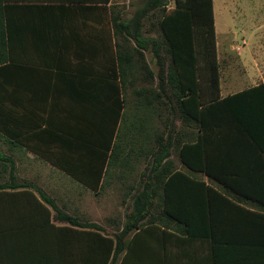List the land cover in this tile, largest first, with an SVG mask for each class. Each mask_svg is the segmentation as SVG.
I'll return each instance as SVG.
<instances>
[{
  "label": "crops",
  "instance_id": "crops-1",
  "mask_svg": "<svg viewBox=\"0 0 264 264\" xmlns=\"http://www.w3.org/2000/svg\"><path fill=\"white\" fill-rule=\"evenodd\" d=\"M60 4L50 21L34 8L9 16L13 41L8 39L7 49L13 63L0 67V184L31 187L0 190V264H106L99 237L104 234L63 217L106 230L108 219L116 216L114 226L121 228L133 185L137 187L144 170L151 171L156 126L167 120L155 113L154 87L139 82L136 58L125 79L121 75L110 5L81 0ZM230 15L236 20L235 11ZM223 41L226 53L238 56L242 66L238 72L231 69L225 82L221 71L219 92L224 98L259 88L249 97V120L254 128L259 119L255 128L264 145V32L254 33L252 40L243 38L241 47L234 38ZM236 48L238 54L231 51ZM124 99L127 104L121 108ZM109 107L122 117L115 129L119 138L112 141L105 134ZM197 140L195 129L192 142L197 145ZM116 141L118 161L107 175L108 146ZM182 142L172 157L179 170L198 178V172L180 162L178 154L190 141ZM251 145L248 141L241 154L247 192L241 205L250 212L216 216L241 244L213 245L208 230H198V219L204 217L198 218L195 204L192 231L176 221H169L170 227L153 223L137 229L115 264H264L261 237L256 244L251 239L264 228V204L251 196L252 190L264 189V151ZM58 158H65L66 165H58ZM199 177L208 181L206 175Z\"/></svg>",
  "mask_w": 264,
  "mask_h": 264
},
{
  "label": "trees",
  "instance_id": "trees-1",
  "mask_svg": "<svg viewBox=\"0 0 264 264\" xmlns=\"http://www.w3.org/2000/svg\"><path fill=\"white\" fill-rule=\"evenodd\" d=\"M66 1L0 0V48L4 49L0 67H11L13 63L7 49L8 39L13 41L9 16L34 8L50 21L57 5ZM81 1L101 4L105 8L110 5L121 75L125 79L131 59L136 58L138 80L143 85L154 87L155 113L167 120L156 126V147L149 161L151 171L142 172L140 190L137 184V187L133 185V190L138 191L130 197L131 211L125 215L121 228L118 227L114 234H108L94 223L80 224L67 215L63 220L104 234L99 233V237L106 247V264H115L125 251L131 233L149 224L162 223L170 227L169 221H176L183 223L186 231H192L195 228V204H198V218L204 217L198 219V230H208L213 245L241 244V238L237 240L225 232L227 222L216 216L250 212L241 205V197L247 193L242 188L241 154L248 141L252 142V149L264 151L263 142L257 137L259 131L255 128L259 126V119L255 118L254 128L249 120V97L259 88L221 97L214 1L175 0V6L169 8V0H142L141 6L130 17L116 12L113 0ZM201 70L207 72L205 88L200 79ZM138 94L146 96L145 92ZM126 104L124 99L121 108ZM108 110L105 134L112 141L122 117L120 110L117 114L114 108L109 107ZM195 129L197 145L192 142ZM183 139L190 142L183 144L178 154L180 162L190 171L198 172V178L179 170L176 159L172 157L177 155L175 149ZM107 153L106 174L109 175L111 167L118 161L117 141L113 146L109 143ZM56 163L65 166L67 161L58 158ZM199 174L206 175L208 181ZM9 187L30 188L31 185L0 184V190ZM251 196L264 204V189L252 190ZM254 237L251 238L253 243L256 244L261 237L264 245V228L259 236Z\"/></svg>",
  "mask_w": 264,
  "mask_h": 264
},
{
  "label": "rangeland",
  "instance_id": "rangeland-1",
  "mask_svg": "<svg viewBox=\"0 0 264 264\" xmlns=\"http://www.w3.org/2000/svg\"><path fill=\"white\" fill-rule=\"evenodd\" d=\"M141 2L142 0H113V8L116 12H122V14H124L126 17H130L132 16L133 12H135V10L141 6ZM215 4L218 10L217 25L218 31L220 32L219 41L221 43L220 67L222 71V77L225 82L227 80L228 74H230V70L232 69V72H234V70H236V72L241 71L242 65L241 60L238 59V56L236 58L232 55L233 53H226V51L228 50L227 47L224 45L225 42L223 40H229L230 38H234V44L235 46H237L238 42L239 45L242 44L241 41L243 38H251L252 40V35L254 33L257 34V37L259 35L261 36L264 32V0H215ZM174 6L175 0H169V8H173ZM230 11H235L236 20L232 19ZM153 35L157 36L156 33H154ZM262 45L260 46V48L264 47V45ZM241 46L242 45H240V47ZM231 51L235 52L236 54L239 53V51H237V48L231 49ZM148 56L151 59L150 53H148ZM200 74V79L202 81V84H204L203 87L205 88L207 72L205 70H201ZM143 163V165L146 164V159L143 160ZM136 183L138 185V189L140 190L141 188L139 186V182ZM137 191L138 190L133 191V194ZM130 205L131 203L129 201V204L124 207L125 214L128 213ZM117 218L118 217L116 216H112L110 219H108L106 224V232L108 234H114L116 229L114 223L117 221Z\"/></svg>",
  "mask_w": 264,
  "mask_h": 264
}]
</instances>
